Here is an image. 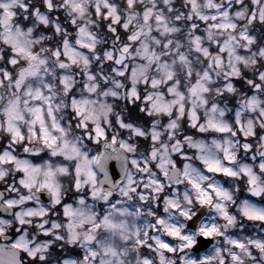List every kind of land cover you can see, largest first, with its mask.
I'll list each match as a JSON object with an SVG mask.
<instances>
[{
  "label": "snow or ice",
  "instance_id": "obj_1",
  "mask_svg": "<svg viewBox=\"0 0 264 264\" xmlns=\"http://www.w3.org/2000/svg\"><path fill=\"white\" fill-rule=\"evenodd\" d=\"M255 22L264 25V0H181L179 8L176 0H0V212L10 217L0 218V264H24L25 255L49 264L53 241L74 246L62 264H131L130 254L135 264H177V252L179 264H264V231L249 234L264 230V46L253 51ZM122 89L142 102L150 127L113 117L109 100ZM213 96L238 97L234 118ZM69 108L94 148L58 115ZM113 123L151 142L142 166L131 161L147 174L144 192L128 168L136 148L108 134ZM198 134L222 135L209 143ZM217 174L230 178L227 187L209 179ZM173 184L185 185L182 196ZM114 191L137 194L148 211L130 212ZM161 200L163 216L152 208ZM193 203L214 213L194 229L181 220H193ZM229 204L246 223L240 232L228 231L240 227ZM132 216L154 219L140 226ZM197 236L223 237L227 247L193 258Z\"/></svg>",
  "mask_w": 264,
  "mask_h": 264
},
{
  "label": "clouds",
  "instance_id": "obj_2",
  "mask_svg": "<svg viewBox=\"0 0 264 264\" xmlns=\"http://www.w3.org/2000/svg\"><path fill=\"white\" fill-rule=\"evenodd\" d=\"M225 2H227V0H225ZM94 23L96 25H98L101 22L97 19V20L94 21ZM237 23L241 27H243L245 25V21L244 20H238ZM251 27L252 26H249V29L250 30H251ZM95 30H96V32L98 34H101V39H105V37H106L107 34L104 33L101 28L96 27ZM105 42L110 43V39H105ZM93 63H95V61H93ZM255 67L258 69L259 68V63ZM248 71H249L250 74H252V70L251 69H249ZM215 79L217 80V82H220V81H222L223 78L222 77H216ZM234 87H236L235 84H234ZM237 90H239V89L237 88ZM213 98L216 100L217 103H221L220 98L215 97V96H213ZM124 101H127V100L125 98H123V89H122L121 90V98H119L118 102L117 101H111V103L113 104V117L114 118H119V119H124V120L127 119L129 122H132L131 121L132 114H131V112L129 110L128 104L127 103H124ZM224 105H227V101H224ZM227 107H228V105H227ZM229 110H231V109L229 108ZM58 115L62 117L63 122H64V124L66 126L67 125H72L73 126L72 129H71L73 135H76V136H84V139L82 140V143L83 144L89 145L90 147H93V148L95 147V145H90V142L88 141L87 137L84 135V133H83V131L81 129L75 128L76 120H75L74 117H71V109L70 108L67 109L66 111H63L61 113H58ZM226 115H227V113H226ZM134 124H138V123H134ZM106 127H107V130H108V134L110 136L113 133H118V134H120V138L121 139H124L128 143H130V144H132V145L135 146V148H136V151L135 152L127 153L126 154L127 155V158H128V168H129V172L131 173V175L137 180L138 187L139 188H143L142 184H139V182L140 181H145V179H144V173L138 172L137 169L132 166L131 161L133 159H135V160L139 161L141 163V165H143V161H144V159L146 157V154H145V151H144V146H142L140 144V142L137 140V137H135L134 135H132L129 130L120 128L119 127V124L113 123L111 126H106ZM182 131H183V129H181V132ZM196 138L197 139H203V137H198V136ZM213 138L214 137H211L210 140L207 139V141L210 143ZM234 139H239V138L237 137V138H234ZM197 162H199V164H200V161L197 160V159H195V157L193 158L192 161H190V163H192V165L194 167L201 168ZM155 163H156L155 161L149 160V166L151 168V171H153V172H157L155 170L157 168L152 167V165H154ZM129 165H131V167H129ZM209 179L210 180L211 179H217V177H211L210 176ZM167 183L168 182L165 181V184H167ZM180 185H183V190L182 191L179 188ZM180 185L173 184L172 185V191L173 192H178L182 196L183 195V192L185 191V185L184 184H180ZM188 190L191 191L190 188ZM165 192L166 193L168 192V189L167 188H166ZM113 197H119V199H123L124 200V203H123L122 206L123 207H127L128 209H129V207H134L135 208V211L138 208H142V210L145 211V212L148 211L147 206H146V202H140L138 205L135 204V203H132L133 201L138 200L137 194H135V193L132 194L131 199H127V198L120 197L119 194H118V192L117 191H114L113 192ZM160 203H161V201L153 202L152 203V208H158L159 209ZM162 204H163V201H162ZM105 207H108V205H105ZM192 207H193L194 213H195L193 220L192 221H183V219L181 218V220L184 223V225H185L186 228L189 227V222H192L195 225V227H198L201 219H205V217L208 218V217L214 215V213L212 212V210L207 209V208L201 209L195 203H193ZM233 207L235 208V211H233V214H236L237 215V223L239 224L240 227L239 228H231L228 231H230V232H240L241 229L246 226V223L243 221V218L236 213V209L238 208V205L229 204V208L230 209L233 208ZM201 213H203V215H198V214H201ZM130 218H131V222H133V223H136V220L137 219H142L143 220L142 226L148 224L149 222H151L154 219V217H148V216H144V217L132 216ZM51 219L58 221L57 214L56 213H53ZM129 221H130V219H129ZM205 222H207V220ZM216 222L219 225H221V227L223 228V223L224 222L222 220H220L217 217ZM256 231H264V230L260 229L259 226H257ZM198 238H199V236L196 237L197 242H198ZM214 241L215 242H214L213 246L215 245V246L221 247V248L227 247V245L224 242L223 237L214 238ZM63 244H64V241H61L59 243L53 241V247L50 248L49 249V252H48L49 264H62L61 259H60V257L57 256L55 249H62L63 248ZM129 247H131V245H129ZM180 255L181 254L179 252H177L176 257H173V259H176L177 260V264H179V257H180ZM257 255H259V254H257ZM127 259L129 261H131V264H135V259L133 258V256L131 254L127 257ZM24 264H28V260L27 259L24 260ZM155 264H159L158 260H155ZM257 264H261V262L258 260L257 261Z\"/></svg>",
  "mask_w": 264,
  "mask_h": 264
},
{
  "label": "flooded vegetation",
  "instance_id": "obj_3",
  "mask_svg": "<svg viewBox=\"0 0 264 264\" xmlns=\"http://www.w3.org/2000/svg\"><path fill=\"white\" fill-rule=\"evenodd\" d=\"M250 34L256 38V44L253 46V51H255L258 46H264V25H260L259 22H255L254 26L251 27ZM215 48H216V46L213 45V50L214 51H215ZM244 51L245 50H241V53L244 54ZM225 57H226V54H225ZM247 74L249 76L251 75L250 73H247ZM221 83H222V81H221ZM233 83L240 90L241 94H244V93H247L248 95L252 94V92L249 90V88H247L245 86L243 80H238V79L234 78L233 79ZM142 88H143V86L141 85V89ZM236 99H238V97H232L230 99H227L228 108H230L232 110L231 112L228 113V116L231 117V118H234L235 109L237 107ZM124 103L128 104L129 110H130V112L132 114L131 121L133 123H138L140 125H143V126H146V127H150V125H151L150 118L146 117V113L139 112L138 105H141L142 104L141 102L137 101L135 104H133V103H131L129 101H124ZM223 105H224V101L221 100V106H223ZM220 135H222V134H212V135L203 134V136L198 134V137H203V138H206V139L210 140L211 137H213V136L219 137ZM241 139H242V137H241ZM137 140L140 142V144L142 146H145V145H149L150 146V143H151L150 140L149 141H145L144 138H137ZM186 151H187V154H189V155H191L192 152H193V150H187V149H186ZM240 155L242 156L243 153L241 152ZM174 158L178 159L177 156H175V155H174ZM248 162H251V161L249 160ZM197 163L199 164V162H197ZM199 166L201 168H203V166L201 164H199ZM129 167H131V165H129ZM217 179H219L226 187L228 186V181H229L230 178H226V177H223L220 174H217ZM247 195H248L247 193H242V196H247ZM115 198L116 197H113V199H115ZM44 199L47 200V197H44ZM254 199H258V198H254ZM89 203H91L90 199H89ZM132 203H135V204L138 205L140 202L138 200H136V201H133ZM130 210L134 212L135 208L134 207H130ZM230 211H232V212L235 211V208L234 207L231 208ZM0 218H10V217H7V214H5V213L0 212ZM141 220L142 219H140V221ZM205 221H206V217H205ZM194 227H192V228L194 229ZM249 234L255 235V234H257V231L256 230H252ZM165 238H166V241H171L170 237H165ZM203 238H204V239H202L203 242H208V243H207L206 247L202 248L201 250H199L197 252L192 250L191 251V255L193 256V258L203 257L205 254L209 253L212 250L213 244L215 242L214 238H212V237H203ZM0 243H7V242L3 241L2 239H0ZM73 248H74V246H68L67 248L55 249L56 254H59V256H60L61 262H62L63 259L69 258V252ZM72 254L75 255V252H73ZM80 255L82 256V251H80ZM169 255H171V254H169ZM23 259L24 260L25 259L29 260V258L26 255L23 256Z\"/></svg>",
  "mask_w": 264,
  "mask_h": 264
},
{
  "label": "water",
  "instance_id": "obj_4",
  "mask_svg": "<svg viewBox=\"0 0 264 264\" xmlns=\"http://www.w3.org/2000/svg\"><path fill=\"white\" fill-rule=\"evenodd\" d=\"M219 2V1H218ZM102 150V148H101ZM108 171H109V175L112 176L113 180L119 181L121 178V170H120V166L117 163L116 160H110L108 162ZM102 178V177H101ZM198 215H203V213L198 214ZM195 225L192 222H189V227H194ZM207 244V242L202 243L201 238H198V242L196 245H194L193 250L197 251L203 247H205Z\"/></svg>",
  "mask_w": 264,
  "mask_h": 264
},
{
  "label": "rangeland",
  "instance_id": "obj_5",
  "mask_svg": "<svg viewBox=\"0 0 264 264\" xmlns=\"http://www.w3.org/2000/svg\"><path fill=\"white\" fill-rule=\"evenodd\" d=\"M201 25V24H200ZM206 27V25L205 24H203V26L201 27V29H202V31H203V29ZM131 67V66H130ZM143 86V85H142ZM111 101V99L109 100V102ZM139 102H141V101H139ZM142 103V102H141ZM142 166V165H141ZM157 172H159V170L158 169H155ZM161 178H162V176H161ZM144 179L145 180H147V174H144ZM180 190L182 191L183 190V186H182V188H180ZM137 191H139V192H144L145 190L143 189V188H138L137 189ZM169 191H171V190H169ZM115 199H119V197H116ZM114 199V200H115ZM160 208H161V211L159 212V214L160 215H164V213H163V204H162V200H161V205H160ZM129 211H131L130 210V207H129ZM131 212H133V211H131ZM130 219V222H131V218H129ZM136 224L137 225H140L141 224V222L139 221V220H136ZM140 226H142V225H140Z\"/></svg>",
  "mask_w": 264,
  "mask_h": 264
},
{
  "label": "trees",
  "instance_id": "obj_6",
  "mask_svg": "<svg viewBox=\"0 0 264 264\" xmlns=\"http://www.w3.org/2000/svg\"><path fill=\"white\" fill-rule=\"evenodd\" d=\"M178 4H180V3H178V0H176V5H177L178 7H180V5H178Z\"/></svg>",
  "mask_w": 264,
  "mask_h": 264
}]
</instances>
